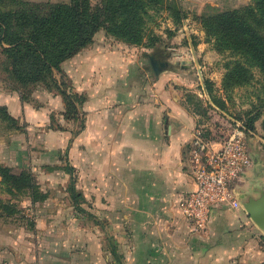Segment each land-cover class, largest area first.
Returning a JSON list of instances; mask_svg holds the SVG:
<instances>
[{"label": "crops", "instance_id": "obj_1", "mask_svg": "<svg viewBox=\"0 0 264 264\" xmlns=\"http://www.w3.org/2000/svg\"><path fill=\"white\" fill-rule=\"evenodd\" d=\"M172 36L179 46L165 50L160 66L154 65V48L140 51L105 29L61 64L73 91L84 97L78 118L64 117L70 126L66 144L71 165H82L83 200L97 202L103 240L81 243L86 251L81 259L73 258L71 241L55 243L66 256L54 260L42 256L39 240L21 244L20 252L12 245V250L0 247V264H264V222L245 208L251 200L261 201L250 205L257 212L264 207V171L255 162L237 183L239 208H212L204 226L184 211L185 196L197 189L193 139L200 129L182 88L191 86L188 75L204 73L205 66L195 70L185 55L189 49L181 40L191 39L189 31ZM203 37L198 50L189 41L197 60L211 56ZM46 96L48 104L61 98ZM0 105L31 125L43 121L40 110L3 80ZM208 140L214 148L223 143ZM106 233L111 243H106Z\"/></svg>", "mask_w": 264, "mask_h": 264}, {"label": "rangeland", "instance_id": "obj_2", "mask_svg": "<svg viewBox=\"0 0 264 264\" xmlns=\"http://www.w3.org/2000/svg\"><path fill=\"white\" fill-rule=\"evenodd\" d=\"M29 1L54 4L70 0ZM176 1L187 14L183 19L187 26L183 25V21L178 25L175 23L170 7H173ZM246 1L241 0L238 7L252 0ZM104 2L105 0H92L94 6H100ZM146 3L148 12L145 15L147 24L144 28V42H123L140 51L154 48L153 60L156 66H160L162 59H165V50L172 52L178 48L177 41L172 43V34L189 31L190 40L198 50L199 37L204 36L203 39L207 40V34L197 16L235 8L232 7L235 0L232 3L231 0H146ZM153 37H158L159 40L152 46L149 44ZM190 40L186 37L181 40L182 46L189 49L185 55L194 66H205V72L188 75L191 86L180 88L183 90L185 102L198 116L199 129L213 142H225L234 136L244 139L255 165L264 171V75L258 67H253L254 75L248 83L227 91L223 82L227 72L226 64L233 60L232 53L219 52L213 42H208L210 58L206 60L202 54L197 60L190 50ZM8 62L0 47V81L3 80L4 84L5 81L9 82L11 90L19 91L21 97L34 109L40 110L39 113L44 118L38 125H31L22 118L18 124L0 118V247L11 249L9 246L12 245L14 252H20L21 244L39 240L36 243L40 244L42 256L54 260L66 256L65 250L56 248L55 243L71 241L74 243L73 258L81 259L86 257V251L81 249L83 246L80 244L88 241L96 243L102 239L98 226H105L103 218L98 214L97 202L84 200L81 205L85 210H78L69 190L71 183H75L80 191L86 185L82 165L74 166L73 174L65 169L68 163L71 164L69 145L66 144V131L70 126L64 118L67 109L66 98L61 91H76H73L71 79L63 69L54 70V81L50 84L52 86L45 82L20 84L9 70ZM207 79L213 83V91H209ZM47 93L61 97L59 99L64 106L61 107L57 97H53L55 100L48 104ZM255 117L257 118L253 129L249 123ZM76 125L78 126V122L74 123L75 129ZM52 129L58 133L51 132ZM4 167H9L14 174L25 171L32 173L39 190L47 194V197L38 195L34 200L30 192L22 191L20 183L3 178ZM90 193H96V190H90ZM105 236L106 243H111L109 235L106 233ZM262 242L264 244V235Z\"/></svg>", "mask_w": 264, "mask_h": 264}, {"label": "trees", "instance_id": "obj_3", "mask_svg": "<svg viewBox=\"0 0 264 264\" xmlns=\"http://www.w3.org/2000/svg\"><path fill=\"white\" fill-rule=\"evenodd\" d=\"M146 4V0H105L100 6H94L92 0L54 4L0 0V47L9 61V70L20 84L45 82L52 86L54 70H60L66 59L88 46L101 29L118 40L144 42ZM170 8L175 23L181 24L187 17L183 8L177 1ZM197 18L206 31V41L213 42L219 52L232 53L233 60L226 64L225 90L248 83L254 75L253 67H258L264 75V0H252L240 7ZM150 40L149 45L153 46L159 38ZM206 83L209 91H213V83L208 79ZM61 92L66 98L65 116L78 118L77 104L84 97L66 89ZM0 118L19 122L6 105H0ZM256 118L250 120V128H255ZM65 169L73 174L75 167L68 163ZM2 170L3 178L20 183L22 191L30 192L34 200L38 195L47 197L39 190L32 173L14 174L9 167ZM69 190L77 209L85 210L81 205L83 194L75 183L70 184Z\"/></svg>", "mask_w": 264, "mask_h": 264}, {"label": "built area", "instance_id": "obj_4", "mask_svg": "<svg viewBox=\"0 0 264 264\" xmlns=\"http://www.w3.org/2000/svg\"><path fill=\"white\" fill-rule=\"evenodd\" d=\"M193 140L197 189L185 196L184 211L191 221L204 226L212 208L241 206L237 183L254 160L247 142L240 137H231L214 148L203 131L197 130Z\"/></svg>", "mask_w": 264, "mask_h": 264}, {"label": "water", "instance_id": "obj_5", "mask_svg": "<svg viewBox=\"0 0 264 264\" xmlns=\"http://www.w3.org/2000/svg\"><path fill=\"white\" fill-rule=\"evenodd\" d=\"M154 65H155V63H154ZM260 202H261L260 200H256V201L251 200L249 204L245 203V208L250 211L251 215L258 222H264V207H263L262 211L259 213V212H257L255 207L250 206L252 203H254V204L256 203V205H258Z\"/></svg>", "mask_w": 264, "mask_h": 264}]
</instances>
